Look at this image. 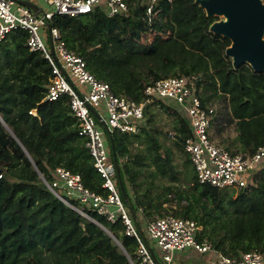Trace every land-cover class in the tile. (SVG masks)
I'll use <instances>...</instances> for the list:
<instances>
[{
    "label": "trees",
    "instance_id": "1",
    "mask_svg": "<svg viewBox=\"0 0 264 264\" xmlns=\"http://www.w3.org/2000/svg\"><path fill=\"white\" fill-rule=\"evenodd\" d=\"M125 1L124 13L108 16L96 7L75 17L55 14L48 24L112 93L141 102L144 87L157 79L196 75L202 105L224 103L221 120L234 127L226 148L251 154L264 146V71L246 63L232 67L225 55L230 40L209 31L216 16H206L194 0H157L150 17L148 0ZM26 36L15 30L0 40V264H131L103 229L135 262L136 240L120 221L86 209L91 219L81 215L73 200L65 203L45 183L63 167L79 174L91 191L106 193L68 96L44 99L51 66L40 51L28 49ZM154 104L173 108L172 144L183 157L184 182L173 147L160 139L166 133L155 123ZM137 126L136 133L113 130L106 144L111 150L112 141L123 201L140 228L142 219L171 214L201 225V236L229 257L264 252V163L250 187L235 191L201 184L184 150L188 121L170 103L147 102ZM110 156L112 161V151ZM167 201L174 206L164 207Z\"/></svg>",
    "mask_w": 264,
    "mask_h": 264
},
{
    "label": "built area",
    "instance_id": "2",
    "mask_svg": "<svg viewBox=\"0 0 264 264\" xmlns=\"http://www.w3.org/2000/svg\"><path fill=\"white\" fill-rule=\"evenodd\" d=\"M44 1L51 8L35 14L25 5L0 0V40L12 31L24 30L28 49L40 51L48 60L51 77L44 99L68 96L70 114L78 122V134L85 137V146L93 157L95 170L103 178L102 187L106 193L91 191L83 185L79 174L63 167H57L52 181L47 182L50 190L65 203L68 199L73 200L77 204L75 209L83 216L87 215L86 209L110 222L120 221L124 233L136 240V261L131 264H176L174 255L177 252L208 254V264H264V252L257 250L242 252L237 258L223 254L201 236V225L171 214L155 216L145 223L152 246L123 201L105 132L92 110L105 122L108 134L115 129L136 133L139 131L137 121L142 119L147 102L161 99L170 103L188 121L191 134L184 141V150L189 155L197 181L219 189L253 185V173L264 163V146L251 154L233 153L211 138V119L215 111L213 107L202 105L196 75L157 79L144 87L141 102L112 93L108 83L87 70L84 58L66 46L59 30L48 24L55 14L75 17L96 7L108 16L124 13L128 10L125 0ZM156 1L148 0L146 13L149 17ZM30 113L35 114V110ZM168 135L173 137L174 133ZM155 249L160 252V259Z\"/></svg>",
    "mask_w": 264,
    "mask_h": 264
},
{
    "label": "water",
    "instance_id": "3",
    "mask_svg": "<svg viewBox=\"0 0 264 264\" xmlns=\"http://www.w3.org/2000/svg\"><path fill=\"white\" fill-rule=\"evenodd\" d=\"M14 3L29 7L35 14L40 8L28 0H11ZM204 11L206 16H222L209 25V31L226 37L230 44L225 48V55L230 57L232 67L237 68L248 64L256 72L264 71V1L263 0H194ZM98 121L106 128L105 122L92 110ZM112 162L118 177L119 190L123 200L127 199L126 192L119 179V164L114 155L112 141ZM40 177L44 180L42 175ZM45 181V180H44ZM47 184V182L45 181ZM85 217L91 219L88 215ZM103 227V226H101ZM103 229L111 235L124 251L131 262L127 252L119 240L105 227Z\"/></svg>",
    "mask_w": 264,
    "mask_h": 264
},
{
    "label": "rangeland",
    "instance_id": "4",
    "mask_svg": "<svg viewBox=\"0 0 264 264\" xmlns=\"http://www.w3.org/2000/svg\"><path fill=\"white\" fill-rule=\"evenodd\" d=\"M31 1L33 4L37 5L39 8H41L42 10H48L51 8V6L44 0H28ZM222 16H216V20L221 19ZM208 106L213 107L214 108V116L212 117L211 122H213V126H212V133L214 134L217 142L226 147L228 146L231 141L234 139L235 137V130L232 124L230 123H226L224 121L221 120V112L224 109V103L217 101V100H210L207 103ZM150 109L152 111V113H154V119H155V123L156 125L162 129V131H164L166 133V135H161L160 139L161 141L165 144V145H171L173 147L172 141H174L173 137L168 135L169 132H172V121H173V116L172 114H170V111L173 108H165L162 107L160 105L154 104L150 106ZM219 117L218 119L216 117ZM212 124V123H211ZM98 125L100 126L101 129L104 130L105 132V137L108 136V133L105 131V128L102 126V124L100 122H98ZM221 125V126H220ZM136 145V144H134ZM142 146V145H140ZM233 149L235 148L232 147ZM174 150V163L176 164L177 168H179V173H180V177L181 180L184 182L183 180V171H184V167H182V155L180 152L176 151L175 147H173ZM230 190V189H228ZM235 191H237V189H235ZM121 194V193H120ZM236 192H234L233 196H235ZM170 204L173 205V201H167L163 204V206L167 207ZM174 206V205H173ZM143 223H141V228H142V232L143 235L145 236L146 240L153 245L152 241L149 239L147 232L145 231V223L146 221H144V219H142ZM155 252L158 256V258L160 259V252L155 249ZM208 262H210V256L207 254H193L190 252H177L174 255V263L176 264H208Z\"/></svg>",
    "mask_w": 264,
    "mask_h": 264
},
{
    "label": "crops",
    "instance_id": "5",
    "mask_svg": "<svg viewBox=\"0 0 264 264\" xmlns=\"http://www.w3.org/2000/svg\"><path fill=\"white\" fill-rule=\"evenodd\" d=\"M40 10H41V8H40ZM216 118L218 119L219 117L217 116ZM212 126H213V122H212L211 127H210L211 138H212L215 142H217V140H216L214 134L212 133ZM235 135H236V133H235ZM217 143H218V142H217Z\"/></svg>",
    "mask_w": 264,
    "mask_h": 264
}]
</instances>
